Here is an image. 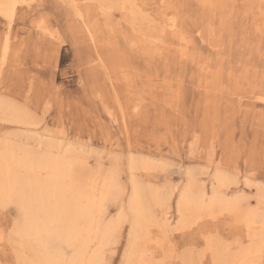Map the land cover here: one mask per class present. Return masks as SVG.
<instances>
[{
    "label": "rangeland",
    "instance_id": "1",
    "mask_svg": "<svg viewBox=\"0 0 264 264\" xmlns=\"http://www.w3.org/2000/svg\"><path fill=\"white\" fill-rule=\"evenodd\" d=\"M129 2L80 0L94 40L81 31L67 0H25L9 29L0 13V102L19 107L35 122L16 125L0 115V144L37 153L52 144L58 146L55 153L64 149L73 159L79 154L90 172L102 176L113 169L127 191L121 195L125 200L106 201V220L126 207L132 178L164 200L170 196V226L160 220L166 206L152 204L158 221L146 227L149 239L132 242L127 220L117 241L105 248L104 264H127L130 244L136 255L129 264H220L252 246L260 252L248 263L264 264L261 218L248 228L217 208L208 217L188 214L184 228L177 224L176 208L191 183L207 199L219 190L264 216V0H224L211 7L200 0L138 1L133 20L120 10ZM100 6L110 7L109 17ZM169 32L183 34L181 40ZM181 42L183 57L174 53ZM165 47L173 53L163 54ZM129 158L142 167L130 170ZM219 174L230 182L220 186ZM19 215L15 203H0V264H27L15 234Z\"/></svg>",
    "mask_w": 264,
    "mask_h": 264
},
{
    "label": "bare ground",
    "instance_id": "2",
    "mask_svg": "<svg viewBox=\"0 0 264 264\" xmlns=\"http://www.w3.org/2000/svg\"><path fill=\"white\" fill-rule=\"evenodd\" d=\"M67 1L70 4H72V6L75 8L76 14L78 15V18H79L78 25L81 31L89 39L94 40V33L91 27L89 26L88 22H86L81 8L78 7L80 0H67ZM138 1H141L142 5L143 4L146 5L145 0H133V2L123 4V7L120 10H122L123 12L126 10L125 11L126 17H129L130 19L133 20L134 19L133 17L136 14L134 13V9H135L134 7L137 6ZM200 1L201 3L203 2L202 4H204L205 1H208L207 3H209L211 7L212 3H217V6H218L219 4L218 1L223 2L224 0H217V1L216 0H200ZM24 2L25 0H0V13L3 15V17L7 19L8 26H9L8 29L11 28L14 22L18 7L22 5ZM136 8L138 9V7ZM100 9L101 11L104 12L103 14H105V11L107 9H110V7H107L106 9V6H100ZM140 9L141 8H139V10ZM107 13L108 12H106V14ZM162 14L165 15V13L163 12ZM164 18H163V23L164 25L165 24L167 25V23L169 22H167V20H165ZM132 23H134V21H132ZM140 31L139 33H141ZM169 35L172 36L171 38H177L178 40L179 39L181 40V36L183 34L180 36L176 34L175 32L174 33L169 32ZM181 43L179 45L180 49L178 50H174L170 47L160 48V50L162 51L163 54H166V52L170 53L171 50H174L175 54H178L179 57H183L185 55V51H184L185 47H184V43L183 42ZM9 44H10L9 38L7 37L5 46L3 48L5 56L8 53ZM172 53L173 52H171V54ZM122 78L121 80L124 82ZM125 79H126V76H125ZM129 81H132V80H129ZM111 83L113 84V82ZM123 85H128V83L126 84L123 83ZM131 90L132 88L130 87L129 92ZM120 103L121 102L118 103V106H121ZM132 103L134 104V102ZM4 104L0 102V115L2 116L3 114L4 117H6V119L11 121V123L12 122L17 123L16 125L28 124L29 126V123L33 122L31 121L32 117L31 119H28L29 117H27L26 114L27 115L29 114L25 113L24 115L19 109V107L16 108L14 105L12 106L11 104L9 105L5 104L6 105L5 106ZM134 106L136 105L134 104ZM127 110L125 112H127ZM107 113H109V111ZM32 124L34 125L35 122ZM32 124H30V126H32ZM37 125L38 124H36V126ZM16 136H19V135H16ZM23 146L19 145V148H17V147L11 146V144L10 145L6 143L0 144V203L3 204V203L13 202L18 207V210L20 212L19 216H21V220L16 225L15 234L18 239V249L20 251L21 256L25 257L24 260L25 262H27V264H104L105 263L104 262L105 248L107 249L108 248L107 246H110L111 244L117 241V237L122 231V228L126 224L127 220L131 219L129 221H132L131 223L129 222L132 225L131 226L132 231L130 232V236L132 237V240H131L132 242L138 239L141 240V238L145 239V237H146L145 240L149 239V238L147 239L148 236H147L145 229L152 222L158 221V217L155 216L156 213L154 214V212H152V208H151L152 204L155 205L156 207L157 206L163 207V205L166 206L164 209L161 210L162 215L160 217L161 218L160 220L163 226L165 227L170 226L169 220L167 219L168 218L167 208H170L167 206L169 204V203L167 204V202L170 200V196L167 195V197L165 196V200L162 199L161 197L162 194L156 191H153V190L151 191L150 189L147 190L146 188H144L143 185L137 182L138 181L137 178H136L137 179L136 181L133 178L131 179V188L129 189L130 192H129L128 200L126 202V207L125 205H122V208L117 217H115L114 219L110 218L109 220H106L104 218L105 214H107L105 211L106 201L109 198L110 199L113 198L114 196L116 197L115 201H117L119 200L117 199L118 198L117 196H121L127 191L125 190V188L122 187L123 185L122 186L119 185V183L117 182L118 178L116 177V175L111 173V171H113L112 168H111L112 170H110V173L108 172L109 174L103 173L104 175L102 174L101 176V174L99 173H94L96 169H94L95 170L94 172H90L89 170H87L86 167H89V166H85L84 162H81L79 160L80 158L77 159L79 157V154H77L78 155L77 158L74 157L73 159V157L69 156L68 151L63 152L64 149L63 150L61 149V151H59L58 153L57 152L55 153L53 149L54 148L58 149L57 148L58 146L55 147L52 144H46V146L44 147V150L39 153L27 151V149H25ZM20 148H24V149H20ZM73 151H74V148H73ZM75 152H78V151H75ZM80 154L83 155V153H80ZM85 160H87L86 156H85ZM116 160L118 162V159ZM130 160H131L130 163H128L130 170H137L141 166L140 164L141 161L138 162L135 159H130ZM142 165H145V164H142ZM145 167L147 169V164L145 165ZM152 169H153V166H152ZM149 171H152V170L150 169ZM218 171H221V170L217 169V172ZM187 174L190 175L191 173L189 172ZM216 180L220 186L227 185L226 183H228L229 181L227 176L220 175V174L216 177ZM191 181L195 182V180H191ZM192 189H193V185L189 183L188 186H186L185 189H183L182 192L179 194L177 204H176L177 213H178L177 224H179V226L180 225L185 226L187 224V223L185 224V222H187L186 220L187 216H189L191 213L198 212L208 217V216H211L214 213L215 209L217 208H220L221 211L229 212L235 215L238 221L244 222V224H246L248 228H250L256 222V219L258 218H261L262 220L261 223L264 226V216L261 217L255 211H252L251 209H249L248 205L245 204L244 201L240 200V198H228V197L225 198L224 196H222V194H220V192H218L219 190L214 189L210 198L207 199L206 198L207 194L205 192H202L201 194H198V193L196 194L192 191ZM172 197L173 196H171V198ZM122 198L123 197L121 196V199ZM121 201L122 200H120L119 203ZM111 202L113 204V201ZM198 219H199V216H198ZM188 223L190 224V222ZM191 224H193V222H191ZM149 227H152V226H149ZM184 228H188L187 225ZM134 245L130 244L129 250H127L128 256H129L126 262L127 264L130 263V260L132 258L131 256L136 255ZM141 247L144 248L145 246L144 247L141 246ZM255 247L252 246L250 250H243V252H241L240 254H237L231 257L228 256L229 258H227V260L222 261L220 264H250L248 263L249 258L253 257V253L260 252V248L254 249ZM65 248L70 251L69 252L66 251ZM27 253H29L30 256H28ZM138 264H141V261H139Z\"/></svg>",
    "mask_w": 264,
    "mask_h": 264
}]
</instances>
